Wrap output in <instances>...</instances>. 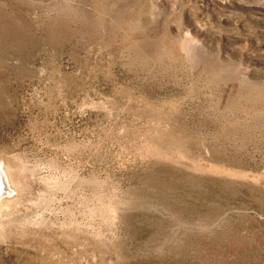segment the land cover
Wrapping results in <instances>:
<instances>
[{
  "label": "rangeland",
  "instance_id": "obj_1",
  "mask_svg": "<svg viewBox=\"0 0 264 264\" xmlns=\"http://www.w3.org/2000/svg\"><path fill=\"white\" fill-rule=\"evenodd\" d=\"M2 165L0 264H264V0H0Z\"/></svg>",
  "mask_w": 264,
  "mask_h": 264
},
{
  "label": "bare ground",
  "instance_id": "obj_2",
  "mask_svg": "<svg viewBox=\"0 0 264 264\" xmlns=\"http://www.w3.org/2000/svg\"><path fill=\"white\" fill-rule=\"evenodd\" d=\"M9 170L6 169L5 166L2 165V167L0 166V196H1V192L4 191V195H8L10 194L11 190H12V180H11V176L9 174ZM7 181V185L3 184V182ZM5 185V186H3ZM4 188L6 189V191L4 190ZM3 194V193H2ZM3 197V196H2ZM3 201H5V198H1L0 199V203H3Z\"/></svg>",
  "mask_w": 264,
  "mask_h": 264
}]
</instances>
